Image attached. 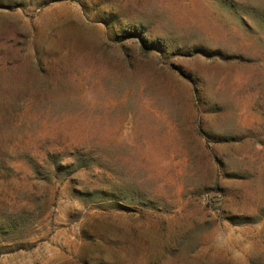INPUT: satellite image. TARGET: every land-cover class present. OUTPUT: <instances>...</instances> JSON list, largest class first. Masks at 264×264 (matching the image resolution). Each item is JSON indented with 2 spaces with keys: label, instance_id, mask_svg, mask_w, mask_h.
<instances>
[{
  "label": "rangeland",
  "instance_id": "rangeland-1",
  "mask_svg": "<svg viewBox=\"0 0 264 264\" xmlns=\"http://www.w3.org/2000/svg\"><path fill=\"white\" fill-rule=\"evenodd\" d=\"M0 264H264V0H0Z\"/></svg>",
  "mask_w": 264,
  "mask_h": 264
}]
</instances>
